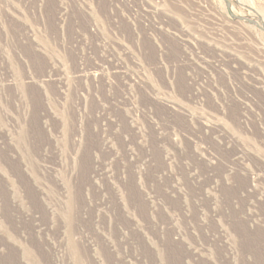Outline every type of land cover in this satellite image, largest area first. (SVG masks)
<instances>
[{
  "label": "rangeland",
  "instance_id": "374dc122",
  "mask_svg": "<svg viewBox=\"0 0 264 264\" xmlns=\"http://www.w3.org/2000/svg\"><path fill=\"white\" fill-rule=\"evenodd\" d=\"M0 264H264V0H0Z\"/></svg>",
  "mask_w": 264,
  "mask_h": 264
},
{
  "label": "built area",
  "instance_id": "2783aa9c",
  "mask_svg": "<svg viewBox=\"0 0 264 264\" xmlns=\"http://www.w3.org/2000/svg\"><path fill=\"white\" fill-rule=\"evenodd\" d=\"M133 25H134V24H133ZM145 28H147V27L145 26ZM148 35H149L148 38H149L150 40H153V36L151 35V32H149Z\"/></svg>",
  "mask_w": 264,
  "mask_h": 264
},
{
  "label": "bare ground",
  "instance_id": "6f19581e",
  "mask_svg": "<svg viewBox=\"0 0 264 264\" xmlns=\"http://www.w3.org/2000/svg\"><path fill=\"white\" fill-rule=\"evenodd\" d=\"M127 6V5H126ZM130 9V8H129ZM131 12V11H130ZM128 26V25H127ZM134 26V25H133ZM133 26H132V28H133ZM135 27V26H134ZM141 28V27H140ZM143 28V27H142ZM134 29V28H133ZM133 31V30H132ZM136 31V30H135ZM139 31V30H138ZM141 33H143V32H141ZM139 34V33H138ZM134 35V34H133ZM135 37V36H134ZM138 42V41H137ZM141 43V42H140ZM138 45V44H137ZM156 48V47H155ZM158 49V48H157ZM156 50V49H155Z\"/></svg>",
  "mask_w": 264,
  "mask_h": 264
}]
</instances>
